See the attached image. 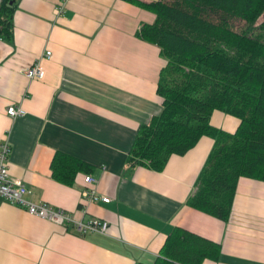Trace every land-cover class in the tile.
Masks as SVG:
<instances>
[{
    "label": "crops",
    "instance_id": "1",
    "mask_svg": "<svg viewBox=\"0 0 264 264\" xmlns=\"http://www.w3.org/2000/svg\"><path fill=\"white\" fill-rule=\"evenodd\" d=\"M59 1L14 0L12 39H0V142L8 138L9 174L32 190L30 200L109 225L81 235L0 199V264L152 263L175 226L221 245L219 260L202 264H264L263 181L238 180L227 221L186 204L210 137L171 155L160 172L126 168L138 129L161 110L156 88L165 60L136 35L155 15L129 0H68L55 14ZM40 57L45 74L30 80L24 70ZM10 105L24 113L11 118ZM210 121L228 132L239 125L220 110ZM56 152L88 163L97 192L110 201H83L82 173L71 185L57 181Z\"/></svg>",
    "mask_w": 264,
    "mask_h": 264
},
{
    "label": "trees",
    "instance_id": "2",
    "mask_svg": "<svg viewBox=\"0 0 264 264\" xmlns=\"http://www.w3.org/2000/svg\"><path fill=\"white\" fill-rule=\"evenodd\" d=\"M129 1L155 15L136 35L159 47L165 65L156 88L161 110L138 129L126 168L160 172L171 155L210 137L213 145L186 204L227 221L238 180L264 182V0ZM14 9V0H0V39H12ZM214 110L239 119L234 132L211 124ZM50 166L66 185L92 172L63 152ZM220 254L218 242L175 226L152 263L136 264H202Z\"/></svg>",
    "mask_w": 264,
    "mask_h": 264
},
{
    "label": "built area",
    "instance_id": "3",
    "mask_svg": "<svg viewBox=\"0 0 264 264\" xmlns=\"http://www.w3.org/2000/svg\"><path fill=\"white\" fill-rule=\"evenodd\" d=\"M68 0H60L55 7V14L63 11L65 2ZM51 52L46 50L43 56L49 58ZM25 76L30 79H42L45 71L41 66V57L35 60L30 66L24 70ZM7 114L14 118L24 113L20 106L10 105L6 110ZM10 143L8 138L0 142V199L5 202L24 208L29 214L39 218L51 221L58 225L70 224L81 235L91 232L106 233L109 222L99 217H91L86 221L78 220L74 216L62 209L55 208L47 202H34L28 197L32 194V190L28 188L22 180L9 174L8 156L10 153ZM84 186L80 190L81 199L87 201L109 202L110 198L101 195L95 188L96 179L91 175L84 176Z\"/></svg>",
    "mask_w": 264,
    "mask_h": 264
},
{
    "label": "rangeland",
    "instance_id": "4",
    "mask_svg": "<svg viewBox=\"0 0 264 264\" xmlns=\"http://www.w3.org/2000/svg\"><path fill=\"white\" fill-rule=\"evenodd\" d=\"M263 17H264V16H261L260 20H262V19H263ZM234 25H235V26H236V25H242V22L235 21Z\"/></svg>",
    "mask_w": 264,
    "mask_h": 264
}]
</instances>
